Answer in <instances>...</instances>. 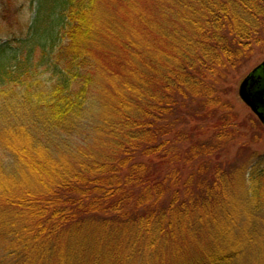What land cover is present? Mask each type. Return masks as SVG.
Here are the masks:
<instances>
[{
	"label": "trees",
	"instance_id": "16d2710c",
	"mask_svg": "<svg viewBox=\"0 0 264 264\" xmlns=\"http://www.w3.org/2000/svg\"><path fill=\"white\" fill-rule=\"evenodd\" d=\"M263 45L264 0H35L0 42V264H264V158H223L264 136L227 98Z\"/></svg>",
	"mask_w": 264,
	"mask_h": 264
},
{
	"label": "rangeland",
	"instance_id": "374dc122",
	"mask_svg": "<svg viewBox=\"0 0 264 264\" xmlns=\"http://www.w3.org/2000/svg\"><path fill=\"white\" fill-rule=\"evenodd\" d=\"M34 17L35 0H0V42L4 43L22 37L28 31V27ZM263 61L264 45L256 47L255 57L251 58L237 73L235 78L230 80L231 93L227 98L238 113L240 120H249V123L256 116L239 97V88L251 70ZM42 71H45V68ZM44 78H50V74L46 72ZM256 137H260V134ZM241 146L245 147L240 153V163H244L250 155H254L250 163L256 162L258 158H264V136L261 140H251V134L247 138L233 143L223 158L232 159L236 155H239V148Z\"/></svg>",
	"mask_w": 264,
	"mask_h": 264
},
{
	"label": "water",
	"instance_id": "95a60500",
	"mask_svg": "<svg viewBox=\"0 0 264 264\" xmlns=\"http://www.w3.org/2000/svg\"><path fill=\"white\" fill-rule=\"evenodd\" d=\"M262 67H264V63ZM253 73L249 74L242 81L239 88V97L264 124V110L259 106V103H264V92L262 90H257L255 92L253 89Z\"/></svg>",
	"mask_w": 264,
	"mask_h": 264
},
{
	"label": "flooded vegetation",
	"instance_id": "af4514ba",
	"mask_svg": "<svg viewBox=\"0 0 264 264\" xmlns=\"http://www.w3.org/2000/svg\"><path fill=\"white\" fill-rule=\"evenodd\" d=\"M264 63V61L262 63H260L259 65H257L256 67H254L250 74L253 73V89L255 90V92L257 90H262L264 92V67H262V64ZM259 106L262 110H264V103H259Z\"/></svg>",
	"mask_w": 264,
	"mask_h": 264
}]
</instances>
